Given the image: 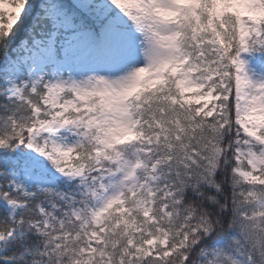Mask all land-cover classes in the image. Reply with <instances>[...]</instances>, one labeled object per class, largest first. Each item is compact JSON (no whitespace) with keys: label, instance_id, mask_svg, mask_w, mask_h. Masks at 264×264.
Returning a JSON list of instances; mask_svg holds the SVG:
<instances>
[{"label":"snow or ice","instance_id":"1","mask_svg":"<svg viewBox=\"0 0 264 264\" xmlns=\"http://www.w3.org/2000/svg\"><path fill=\"white\" fill-rule=\"evenodd\" d=\"M0 264H264V0H0Z\"/></svg>","mask_w":264,"mask_h":264}]
</instances>
